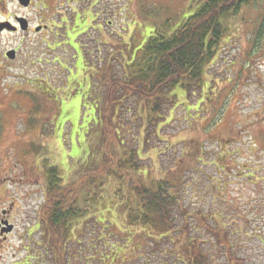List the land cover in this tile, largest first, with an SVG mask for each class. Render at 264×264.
<instances>
[{"label":"rangeland","instance_id":"1","mask_svg":"<svg viewBox=\"0 0 264 264\" xmlns=\"http://www.w3.org/2000/svg\"><path fill=\"white\" fill-rule=\"evenodd\" d=\"M201 1L32 0L24 8L0 0V24L25 18L32 28L0 32V211L10 206L14 224L1 247L8 264L25 258L57 264L40 217L45 161L64 183L98 164L105 141L95 110L107 90L100 80L123 78V68L141 57L152 33L171 36ZM223 24L226 33L203 88L171 92L158 138L146 136L140 111L118 116L117 123L126 124L119 131L133 150L137 144L146 187L166 178L198 187V196L180 197L177 208L199 210L213 226L227 223L235 255L245 264H264V0H250ZM105 182V194L73 225L63 250L66 264H168L171 242L149 228L127 226L129 209L141 211L137 195L130 187L120 194L124 185L114 176ZM198 230L202 240L214 241ZM154 237L160 246L152 244Z\"/></svg>","mask_w":264,"mask_h":264},{"label":"trees","instance_id":"2","mask_svg":"<svg viewBox=\"0 0 264 264\" xmlns=\"http://www.w3.org/2000/svg\"><path fill=\"white\" fill-rule=\"evenodd\" d=\"M249 2L202 0L197 11L171 36L157 30L152 33L138 53L141 57L127 69L122 67L123 78L108 74L110 78L100 80L107 90L101 106L97 102L95 110L101 137L105 141L98 164L92 165L77 179L64 183L58 168L45 161L46 200L40 217L48 243L57 255V264H66L63 250L70 244L68 239L73 233L74 223L83 221L90 207L105 194V180L111 176L124 185L120 194L130 187L141 202V211L135 213L129 209L127 226L142 230L149 228L154 235L162 234L163 239L173 244L170 254L164 252L168 264H219L217 254L226 259V264H245L235 255L231 240L234 232L228 229L227 223L213 226L205 213L177 208L180 197L198 196V187L195 189L187 182L183 186L174 184L175 180L180 181L179 178L159 180L153 189L146 187L140 178L137 144L133 150L127 134L119 131V127L126 124L118 125L117 120L121 119L117 118L140 111L147 121L146 136L150 141L153 136L157 137L158 126L166 120V102L174 100L171 92L177 87L188 91L200 85L203 88L207 66L212 63L226 33L223 22L236 16ZM170 24V21L166 24V30L170 29ZM191 183L197 184V181L192 180ZM219 217L225 218L223 215ZM198 228L206 230L207 237H213L214 241L202 240ZM145 233V239L149 238L151 233ZM154 238L157 244H152L160 246L162 241Z\"/></svg>","mask_w":264,"mask_h":264},{"label":"flooded vegetation","instance_id":"3","mask_svg":"<svg viewBox=\"0 0 264 264\" xmlns=\"http://www.w3.org/2000/svg\"><path fill=\"white\" fill-rule=\"evenodd\" d=\"M47 22H50L51 25L54 26V29L59 28V25L57 24V22L54 21V19H48ZM12 25L19 30L18 18H16V23H13ZM46 27L47 28H44L39 33H43L44 31L49 29V26H46ZM12 31H16V30H12ZM18 32L19 31H16L15 33H18ZM30 32H32L31 27H29V30H28V33H30ZM10 213H12L10 206H8L7 208H3V211H0V264H8V261L5 258L4 252L2 253L1 247H4L5 244L7 242H9V238L13 234V231H11V230L13 229L14 224L11 220ZM4 225L6 227H10V228L7 229ZM8 232H10V233H8ZM6 248H8V246ZM5 253H6V251H5ZM15 258H17V257L15 256ZM11 262H12L11 264H29L27 258H25L23 260L13 259V260H11Z\"/></svg>","mask_w":264,"mask_h":264},{"label":"water","instance_id":"4","mask_svg":"<svg viewBox=\"0 0 264 264\" xmlns=\"http://www.w3.org/2000/svg\"><path fill=\"white\" fill-rule=\"evenodd\" d=\"M31 1L32 0H17V2L19 3L20 6L24 7V8H28L31 5ZM18 23L20 26V29L25 32L29 29V22L25 19V18H18ZM16 30L17 28L12 26L10 23H1L0 24V32L4 31V30ZM43 28L39 27L37 29V32H40ZM15 56L14 52H11L8 54V57L13 60Z\"/></svg>","mask_w":264,"mask_h":264}]
</instances>
